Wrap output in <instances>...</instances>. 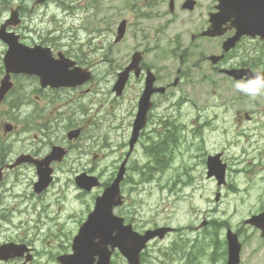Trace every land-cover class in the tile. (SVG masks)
I'll return each mask as SVG.
<instances>
[{
  "label": "rangeland",
  "instance_id": "1",
  "mask_svg": "<svg viewBox=\"0 0 264 264\" xmlns=\"http://www.w3.org/2000/svg\"><path fill=\"white\" fill-rule=\"evenodd\" d=\"M214 1L197 0L198 6L192 15L204 9L205 16H208V12L212 10L213 5L216 3ZM31 2L32 0H13L11 4L20 3L26 11L27 7L25 6L31 4ZM180 2L181 0H175V10L180 9ZM99 3L103 7L107 3L110 5V9L113 11V23L110 27L99 24L95 35L98 33L100 35L94 39L92 44L84 46V49L89 51L88 59L90 61L103 57L109 59L108 62L103 63L102 67L95 71V85L100 87V89H106L113 85L116 73L129 59V51L139 46L137 39L141 43L148 42L152 48L166 51L167 54L164 56L162 64L158 61H154V64L157 67L156 73L159 78L162 81L169 80L171 75H174L176 67L179 66L178 55L182 52V42L179 39L182 23H179V19L184 22L187 20L183 12L180 10L179 17L175 13L172 18L169 14L165 15L163 20H167L166 24H169V28L164 32L156 33L152 37L146 26L151 23L155 24L159 20L158 17H152V10L153 12L164 10L168 12V0H100ZM9 4L10 2L7 1L0 2V20L5 17L6 12L2 11ZM139 13L146 15L147 18L143 16L138 17ZM123 18L130 22L126 29L125 39L123 42L114 45L111 41L112 34L116 32L118 22ZM138 20L140 22L137 25ZM33 23L38 28H42L43 24L37 18L32 19V21H26V24L29 25H33ZM99 41L102 42V47L96 49V52H92ZM209 50H214V48L212 47ZM171 54H175L176 56L172 57L170 56ZM254 55L264 61V49L255 46ZM131 83L134 84L135 88H130L128 84L124 95L119 99H116L114 93H112L111 99L107 102L103 98L109 96V92H103V98L100 93L93 95L94 106L98 102H104L109 108L105 107L100 112L99 117H96L98 124H95L88 131V134L91 133L94 139L99 140L101 135L104 134L105 138H112L114 144L124 143L128 140L131 124L136 112L138 93L137 79L132 78L130 80ZM240 93L236 88L230 87V85L211 84L209 82L201 85H192L185 83L183 80L180 85L175 87L172 93V113L173 117L177 118L179 132L187 126L188 129L185 131L187 138L177 141V145L171 153V159L167 166L163 170L153 171L152 176L149 177V181H144L147 180L144 176H147L148 172L145 169L143 175L141 166L147 161L146 146L151 141L157 140L159 135L155 131L151 132L147 130V127L151 128L153 126L152 124L148 125L141 133L138 147L133 156L123 187L125 202L122 207L117 209V213L123 216L127 222H130L136 230L137 223L142 229L159 224H167L174 228V232L170 233L164 240L157 241L149 246L146 264H194L187 260L186 254L189 259L196 257V260H198L197 264H225L226 227L231 228L239 235L242 244L239 264H264V238H260L258 231L252 227L242 224L243 219L249 215L264 210V180L260 176L253 179V177L231 174L230 185L221 189V198L215 202L214 182L201 177L204 165L195 157V155L201 152L198 147L200 144L199 132L192 129L190 125L191 120L195 118L197 113L201 117L204 116L208 108V104L206 105V103L210 100L221 104L223 107L228 106L232 111L239 109L242 112L241 100L239 99V95H237ZM180 95L186 98V102H184V98H180ZM203 98H206L207 101H204ZM252 99L259 102V105L256 107L252 105L251 108L246 107L245 110L248 108L249 110L258 112L260 108H264V93ZM13 106L15 104L12 103H7L3 106L4 117L11 118L12 115L17 116L16 112L12 113ZM17 106L20 110L23 107V105ZM109 110H113L115 114L110 113ZM23 117L24 114L21 113L20 118L22 119ZM232 117H235L234 112L232 113ZM242 125L251 127V131L249 132L252 133V138L259 136L260 132L255 129L253 123L245 121ZM63 131L64 128L59 126L56 130H46L45 134L46 136L51 134L54 136L57 132L58 136L62 137ZM39 132L38 126L31 122L30 132L23 135L35 137V133ZM236 133L237 131L234 129L230 137L231 140L239 137ZM224 136L214 138L217 144L226 145ZM193 137L194 141H192ZM243 138L241 136V140ZM263 142L264 140H260L254 145L258 162L264 161ZM215 145L216 143L213 140L206 149L213 151L214 147H216ZM243 145L244 143L240 141L226 152L227 161L231 166L242 167L240 157ZM86 148L90 147L86 146ZM93 148L100 149L99 143H95ZM22 149V147L15 145L9 157ZM119 151H121L120 147L114 152L111 151L112 154L107 157V163L99 162L93 166L92 170L102 175L103 180H106L107 176L113 171L115 163H112V158L117 157ZM76 155L77 148H73L68 162L74 160ZM248 161L255 162L253 158H249ZM77 170V168L69 167L68 164L58 167V173L63 180L72 177ZM27 173L28 177L18 184V188L22 189L24 193H27L30 188L32 170H28ZM17 176L18 174H15L13 177L16 178ZM189 177L191 178L190 180ZM53 190L55 188L51 189L46 196L45 194L39 195L44 198L45 209L43 210V215L48 210L50 214H54L61 204V202L55 200L57 193L53 194ZM89 198L87 196L86 201L83 202L79 200L65 202V206L60 215L56 216L54 224L49 228L48 224H40L39 232L32 227L33 215H29L28 217L18 215L13 218L12 225L0 221V241H20L26 237L31 242H35L40 251L39 258L35 260L34 264H40L42 261L47 263L48 261L46 260H52L53 252H63L60 249L59 243L69 244L79 220L87 210L86 202H89ZM25 219L29 220L28 228L19 223L20 221H25ZM210 220H215L219 223L227 222L215 225L210 223ZM34 232L35 234H33ZM33 235L37 236V239ZM175 240L181 241L182 245L180 244L179 247L183 246V249H188L186 253L180 251L178 246L174 245ZM47 245L51 246L46 247ZM189 245L193 246L189 247ZM201 246L205 248L204 253H201ZM49 263L57 264L56 261ZM114 264H126V262L124 259L116 256Z\"/></svg>",
  "mask_w": 264,
  "mask_h": 264
},
{
  "label": "flooded vegetation",
  "instance_id": "2",
  "mask_svg": "<svg viewBox=\"0 0 264 264\" xmlns=\"http://www.w3.org/2000/svg\"><path fill=\"white\" fill-rule=\"evenodd\" d=\"M71 5L72 7L70 8ZM197 6L198 3L195 0L194 9L185 11L180 7L187 20L184 22L179 19V23H182L179 35L180 42H182V64L183 60H185L186 64L184 72L179 73V70L177 71L180 74L178 76L179 80L181 74H183L182 78L187 84L201 85L208 78L211 84H226L236 88L235 84L241 79L233 78L228 74V70L249 68L264 71V61H261L259 57H255L254 55L255 46L264 49L263 39L240 35L229 49L223 50L224 41H227V38L231 36L232 30H230L205 43V36L202 35V32L207 27L208 22L204 9L192 15L196 11ZM73 8L76 10V13L72 12L71 9ZM180 10L178 9L175 12V9H173V11L168 13L166 10L156 11V17L159 18L158 22L146 26L150 36L153 37L156 33L166 31L169 28V24H166L167 20H163V17L170 14L172 18L174 13L179 17ZM4 11L6 13L5 17L0 20V29L5 27L8 33L16 36L17 41L22 46L36 48V51H39L41 48H47V57L41 60L44 70V72H41V76H38L35 72H11L9 74L11 87L3 96H0V196L3 193L10 195L13 192L14 186L20 184L22 180L28 177L27 172L30 169L32 170L31 184L37 177L34 163H38L39 167L42 168L44 167L43 163L49 161L55 174L58 172V167L64 164H68L69 167L77 168L88 174H93V166L99 163L100 158L104 157L100 149L93 148L94 144L99 143L100 147H108L113 151L117 150L118 145L114 144L113 146L112 143L114 141H111L109 137L105 138L104 134L100 137L102 140L94 139L91 133L88 134V131L95 124H98L96 117L99 113L94 114L95 110H100V107L102 109L108 108L104 102H99V106L93 108V95L100 93L103 98V92H109L110 95L103 98L107 102L111 99L112 93H114L116 99H119L124 95L128 84L130 88H135L134 84H130L132 78L137 79V108L148 74L154 75V84L156 86L161 85L164 87L162 92H155L150 97L151 108L147 113V126L151 124L153 126L151 128L147 127V130L151 132L155 131L159 135L158 139L151 141L149 145H159L160 148L164 149L169 148L173 141L172 138H169L173 134H169V132L172 133V131L165 128V132L160 133V127L167 125L173 117L172 93L175 82L173 78L171 81H162L156 73L157 67L154 64V61L162 64L164 56L167 54L165 50H157L152 48L148 42L141 43L137 39L139 46L134 50L139 52L137 55L138 73L135 74L134 71H131L125 89L120 95H117L116 92L111 91L112 86L100 89L94 83L95 71L102 67L103 63L108 62L109 59L103 57L90 61L88 59L89 51L84 49V46L92 44L94 39L100 35L99 33L95 35L99 24L110 27L113 23V11L110 9L108 3L103 7L96 0H46L34 2L33 6L26 11L20 6L10 5L2 12ZM46 12L52 14L48 20V30L38 28L35 23L33 25L26 24L27 20L32 21L34 18L41 20ZM6 18L10 19L4 21ZM125 20L128 25L130 22L127 19ZM138 24L139 20L137 21ZM124 39L125 37L116 41L115 33H113L111 41L116 45L123 42ZM204 44L218 50L217 54L220 58L217 59L214 65L204 63V59L208 60L207 55H203ZM0 47L1 81L5 75L3 54L8 45L0 39ZM101 47L102 42L99 41L92 52H96V49H100ZM184 56L185 58L183 59ZM126 65L127 63L121 66L119 70L123 69ZM206 67L210 68V72H205ZM77 68L82 73L78 78L76 74L75 78L79 81H76V84H67L66 82H71L68 80V76L70 78L73 75L72 71H75ZM87 72L89 76H85ZM51 77L54 80V85L49 83ZM179 80L176 84L180 82ZM156 82L159 83L157 84ZM237 95H239V99L241 100L242 111L246 107H252L249 101H245L244 96H242L243 94ZM242 97L244 98L243 100ZM203 100L207 101L206 98H203ZM7 103L15 104L12 108V113L16 112L17 116L12 115L11 118L4 117L3 106ZM207 104L208 108L204 116L201 117L197 113L194 118V129L199 132L201 148V152L195 155V157L204 165L201 177L213 181L215 186V178L207 176L206 158L208 156L219 155V159L225 164V183L222 186L215 187L214 196L219 190L230 185L231 174L253 177V179L260 176L264 180V161H257L254 147L257 142L264 140V115H261V111L254 112L252 110L245 115L244 111L240 112L241 110L239 109L232 111L230 107H223L213 100L208 101ZM17 105H23L22 109H18ZM76 105L79 108L78 111L73 108ZM233 112L235 113L234 118L232 117ZM21 113L24 114L22 119L20 118ZM245 121L253 123L255 129L259 130L260 133L257 138H252V133L249 132L251 131V127L242 125ZM31 122L38 126L40 132L35 133V137L24 136V133L30 132ZM59 126L64 128L62 137L58 136L57 132L54 136L52 134L46 136V130H56ZM74 128L77 129V134H72L68 137L67 132ZM234 129H236V135L239 137L231 140L230 137ZM222 135H225L224 141H226V145L217 144L214 139ZM241 136L244 137L243 140H241ZM213 140L216 143V147H214L213 151H209L206 148ZM240 141L244 143L240 157L242 167H234L228 163L226 152ZM15 145L23 149L9 157ZM53 145L61 147L63 153L60 155L56 151L50 153L51 146ZM86 146L90 148H86ZM73 148H77V155L74 160L68 162ZM262 149L264 151V145ZM119 157L112 158V163H116ZM249 158H253L255 162L248 161ZM31 159L35 160V162L31 161ZM212 166H215V164H212ZM15 174H18L16 178L13 177ZM108 178L110 180L111 176ZM108 182L103 184L100 181L99 186L95 188L100 191ZM79 191L83 192L84 190ZM143 230L140 231L142 232ZM15 242L30 248L31 259H28V257L26 259L27 252L24 251L23 255L13 254L5 259L6 261H0V264H34L35 260L39 258V250L36 243L31 242L26 237ZM144 255L145 253L141 254V261L144 260ZM24 260L32 261L24 263Z\"/></svg>",
  "mask_w": 264,
  "mask_h": 264
},
{
  "label": "water",
  "instance_id": "3",
  "mask_svg": "<svg viewBox=\"0 0 264 264\" xmlns=\"http://www.w3.org/2000/svg\"><path fill=\"white\" fill-rule=\"evenodd\" d=\"M218 12L210 15V27L205 31V34H216L222 22L221 16L234 17L236 25L250 31V35H259L264 38V0H218ZM125 23L122 22L118 28L119 35L124 32ZM119 36V37H120ZM0 37L9 43V49L5 57L6 71H28L34 66L39 67V60L45 57V52L36 51V48H28L21 46L18 43L15 45L8 38ZM118 37V38H119ZM24 48V49H21ZM135 55L133 56L134 59ZM131 67H127L122 72L118 73V79L113 87L117 94L123 89L127 80L128 72ZM248 76L256 74V72H245ZM2 81V90L10 85L7 81ZM150 84H146V95H144L139 104V111L136 113L133 121L132 132L129 139V147H132L137 138L138 131L145 124V113L149 107L147 93ZM122 168H120L117 177L104 194L96 201L95 210L90 214L89 219L80 231V235L75 240L74 248L76 253L73 257L60 256L57 259L61 264H92L93 256L102 253L96 264H109L111 251H107L105 246L110 243L113 247H118L120 252L127 258L130 264H139L138 253L144 247L145 242L158 234L160 237L168 230L161 228L154 231H148L145 235H139L136 231H132L130 225L122 226V221L111 215V206L114 203L113 198L117 194V184L122 177ZM50 173L48 168H45L43 176ZM219 175V174H217ZM48 177V176H47ZM49 179V177H48ZM47 179H44L45 181ZM43 182H40V185ZM244 223H249L261 229V236H264V212L253 215ZM116 232L115 236L112 235ZM228 241V259L227 264H237L239 262L240 243L238 242L237 234L227 231ZM15 246L6 244L0 247V257L8 255L14 250Z\"/></svg>",
  "mask_w": 264,
  "mask_h": 264
},
{
  "label": "clouds",
  "instance_id": "4",
  "mask_svg": "<svg viewBox=\"0 0 264 264\" xmlns=\"http://www.w3.org/2000/svg\"><path fill=\"white\" fill-rule=\"evenodd\" d=\"M235 87L239 92L255 98L264 93V74L256 73L252 76L246 74L237 81Z\"/></svg>",
  "mask_w": 264,
  "mask_h": 264
},
{
  "label": "trees",
  "instance_id": "5",
  "mask_svg": "<svg viewBox=\"0 0 264 264\" xmlns=\"http://www.w3.org/2000/svg\"><path fill=\"white\" fill-rule=\"evenodd\" d=\"M156 152H158V149H156L154 153H156Z\"/></svg>",
  "mask_w": 264,
  "mask_h": 264
},
{
  "label": "bare ground",
  "instance_id": "6",
  "mask_svg": "<svg viewBox=\"0 0 264 264\" xmlns=\"http://www.w3.org/2000/svg\"><path fill=\"white\" fill-rule=\"evenodd\" d=\"M217 191V190H216Z\"/></svg>",
  "mask_w": 264,
  "mask_h": 264
}]
</instances>
